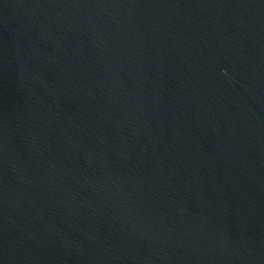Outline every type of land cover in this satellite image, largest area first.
<instances>
[{
    "label": "water",
    "instance_id": "obj_1",
    "mask_svg": "<svg viewBox=\"0 0 264 264\" xmlns=\"http://www.w3.org/2000/svg\"><path fill=\"white\" fill-rule=\"evenodd\" d=\"M0 264H264V0H0Z\"/></svg>",
    "mask_w": 264,
    "mask_h": 264
}]
</instances>
